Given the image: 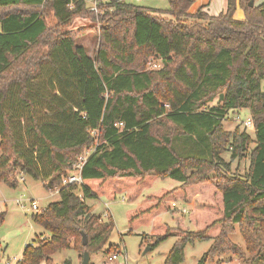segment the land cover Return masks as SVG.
Wrapping results in <instances>:
<instances>
[{
	"label": "trees",
	"instance_id": "1",
	"mask_svg": "<svg viewBox=\"0 0 264 264\" xmlns=\"http://www.w3.org/2000/svg\"><path fill=\"white\" fill-rule=\"evenodd\" d=\"M88 1L0 0V183L17 187L20 172L59 187L57 201L32 213L44 232L18 264H54L69 248L100 252L115 223L89 201L134 200L168 177L180 184L145 194L131 221L179 201L194 208L191 221L209 216L197 230L158 224L144 235L152 247L177 237L164 264H181L187 244L206 239L204 261L232 254L264 264V2L227 0L225 12L210 14L204 6L191 12L195 0H169L168 9L111 0L92 55L69 28L97 16ZM152 57L160 69L146 68ZM241 109L254 138L224 128ZM90 146L83 183L62 185ZM247 155L243 173L232 169ZM209 185L214 199L199 201L194 190ZM5 218L0 210V228ZM237 231L244 246L232 239ZM107 251L121 252L112 244Z\"/></svg>",
	"mask_w": 264,
	"mask_h": 264
},
{
	"label": "rangeland",
	"instance_id": "2",
	"mask_svg": "<svg viewBox=\"0 0 264 264\" xmlns=\"http://www.w3.org/2000/svg\"><path fill=\"white\" fill-rule=\"evenodd\" d=\"M109 1L111 0H89L90 9L97 8L93 10V13L97 16L95 18L87 16L77 18L69 27L77 30L79 43L84 44L92 55L95 54L99 46L101 29L104 24L102 18L107 12L110 13L112 11L108 7ZM131 1L153 8H169V0ZM256 1L259 4L264 0ZM220 3H222V6ZM226 5L227 0H213V5L208 9V12L210 14L225 12ZM198 8V6H193L191 11H197ZM162 66L161 60L152 57L147 62L146 68L148 70H155L160 69ZM248 116H250V112L247 109L231 111L223 122L224 128L228 131H234L236 128H239L241 131L250 133L254 138V129L244 126L243 123V119H246ZM224 157L226 160H230V151L226 152ZM249 165L250 159L247 155L240 161L235 160L232 164V169H237V171L243 173ZM18 177L20 183L17 187H10L4 183H0V210L6 211L5 222L0 228V264H5L9 259L20 258L26 244L32 243L37 235L44 232V229L40 225L34 224L32 220V213L35 210L30 208L31 201L34 198L38 200L40 210H43L49 202L59 199V193H51L42 181L35 180L20 172ZM179 184L177 180L169 177L164 179L158 178L153 185L146 187L143 193L134 200H129L124 193L118 195L114 200H110L106 196L90 200L89 204L92 211L103 213L106 220L111 216L115 223V229L109 244L103 250L97 253H90L89 264H164L165 258L177 240V237H169L159 246L152 247V237L149 236L145 239L143 238L144 235H150L158 224H169L172 227L184 224L185 228L197 230L204 224L209 215L203 216L202 219L198 217V221H191L189 219V212L193 207L186 205L184 201H179L180 204H177V206H169L167 204L166 208L168 211L164 208L160 209L156 207L153 211L133 221L130 220V217L135 210L139 209V206L145 199V194L159 192L162 188L173 189ZM201 189L202 191L199 189L198 191L197 189L194 190L195 193L203 195V198L198 197L199 201L206 199L212 201L214 199L210 185ZM20 198L23 199L22 204L26 206L25 208L17 202ZM182 207H185L187 211L183 212L181 210ZM180 217L185 219L186 222H177L175 218ZM232 239L244 246V241L239 231L232 235ZM212 241V239H206L188 243L185 248V260L181 264H247L244 259L232 254H220L213 260L204 261L203 257L209 250ZM110 244L119 246L121 250L117 259H112L113 253H108L107 251ZM83 255L84 252L81 253L74 248H69L55 253L53 260L54 264H83ZM246 255L249 254L246 253Z\"/></svg>",
	"mask_w": 264,
	"mask_h": 264
},
{
	"label": "built area",
	"instance_id": "3",
	"mask_svg": "<svg viewBox=\"0 0 264 264\" xmlns=\"http://www.w3.org/2000/svg\"><path fill=\"white\" fill-rule=\"evenodd\" d=\"M97 8L95 7V9L92 10H96ZM153 65V64H152ZM243 123L246 127L251 128L253 125L252 119L251 117H247L246 119L243 120ZM96 132L93 131V134H95ZM93 146L91 148L87 147L84 152L78 157L77 161L73 164V167L71 169V171L67 174L64 175L62 177V185H68V184H79L81 185L83 183V178H82V171H83V167L85 165V163L88 160V157L90 155V153L93 151ZM51 193H59V187H56L54 190H49ZM17 202L19 204H21V206L23 208H25L26 206L24 204H22L23 199L20 198L17 200ZM173 206H177L176 203L173 204ZM32 210L35 211H41L40 210V204L38 202V200L34 199L31 201V207ZM183 212H186V208L182 207L181 209ZM21 258H14V260L9 259V261H7L5 264H18L19 261H21ZM118 255L114 254L112 255V259H117Z\"/></svg>",
	"mask_w": 264,
	"mask_h": 264
},
{
	"label": "crops",
	"instance_id": "4",
	"mask_svg": "<svg viewBox=\"0 0 264 264\" xmlns=\"http://www.w3.org/2000/svg\"><path fill=\"white\" fill-rule=\"evenodd\" d=\"M264 2V1H263ZM262 2V3H263ZM221 6H222V3H220ZM256 4H257V1H256ZM260 4V3H259ZM213 5V0H195L194 4L192 5L191 9L193 8V6H198L199 8L200 7H205V10L208 11V9ZM227 5H228V2H227ZM227 5H226V9H227ZM198 8V9H199ZM192 12V11H191ZM195 12V11H194ZM237 17L238 18H243L244 17V12L241 8L238 9L237 11ZM35 199V198H34ZM124 199V197H123Z\"/></svg>",
	"mask_w": 264,
	"mask_h": 264
},
{
	"label": "water",
	"instance_id": "5",
	"mask_svg": "<svg viewBox=\"0 0 264 264\" xmlns=\"http://www.w3.org/2000/svg\"><path fill=\"white\" fill-rule=\"evenodd\" d=\"M223 98V94H221V99ZM88 242V237L86 233H83V244L86 245ZM90 253L89 251H85L83 255V264H89Z\"/></svg>",
	"mask_w": 264,
	"mask_h": 264
}]
</instances>
